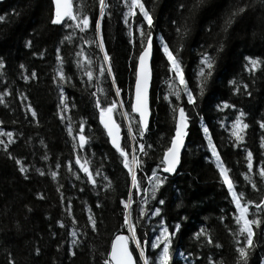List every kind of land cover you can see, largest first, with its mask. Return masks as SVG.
<instances>
[{
  "label": "trees",
  "instance_id": "16d2710c",
  "mask_svg": "<svg viewBox=\"0 0 264 264\" xmlns=\"http://www.w3.org/2000/svg\"><path fill=\"white\" fill-rule=\"evenodd\" d=\"M105 2L108 8L101 19V35L111 57L115 85L121 89V99L130 101L135 62L129 57L137 56L141 50L137 27L143 18L137 9V16L129 17L125 22L126 7L121 0ZM142 2L153 17L154 35L162 36L170 47L180 49L186 81L197 97L194 109L187 105L186 98L182 97L180 102L188 111L190 122L176 171L164 174L157 170L158 174L167 176L157 191V197L165 200V204L160 206L161 217L170 231L177 222L181 225L172 241V248L177 253L172 264H209V257L213 264H235V242L243 241L244 237L238 235L239 226L233 219L235 208L230 203L231 197L220 180L215 163L206 159L210 157V152L202 128H209L222 161L230 169L229 175L235 182L236 190L243 191L246 200L258 202L264 197V185H260L258 175L249 173L260 185L257 192L245 180L244 149L253 152L255 172V165L264 160L260 149L264 130L258 123L264 121V0ZM71 3L74 14L90 17L89 29L84 33L65 27L63 22L52 24L54 13L51 0H0V17H3L0 20V59L5 63V67L0 69V93L5 88L10 93L4 97L7 107L0 105V129L13 133L15 143L8 145V151L29 165V178L24 179L14 159H9L3 145H0V264H9L10 259L15 264H104L112 238L116 234L128 235L127 229L122 227L124 209L120 201L128 199L131 178L123 167V158L108 141L96 108L97 99L101 100L102 106L116 99L115 88L112 78L106 73L96 79L99 61L92 65L94 76L90 85L83 74L88 57L96 60L99 55V60H102L96 44L84 42L95 40L98 0H72ZM241 6L246 8L245 12L237 15L225 31V19ZM67 22L72 24L71 20ZM29 41L30 45L26 46ZM58 47L62 57L61 67L66 78H71L62 85L69 103L63 123L57 115L59 89L53 84L58 69L55 58ZM81 49L83 52L77 57ZM205 52L214 58L215 63L212 76L204 85L203 95H200L196 73ZM245 57L259 59V66L253 70ZM77 59L81 61L80 68L75 63ZM21 64L24 68L20 67ZM151 67V116L143 140L137 134L138 123L135 122L131 123V127L136 142L128 139L129 121L120 113L127 112L138 121L137 116L131 113L130 103H125L122 109L118 106L113 112L120 125L122 146L130 145L126 149L130 161L131 146L137 148V159L142 161L143 168V171H137V176L143 179L142 187H150L144 178L160 164L163 149L169 146L174 134L173 112L169 102L163 98L169 89L167 62L155 47ZM33 70L37 78L26 82L23 75L30 76ZM93 92L96 96H92ZM170 100L176 103L174 97L170 96ZM28 104L37 112L38 124L32 122L26 107ZM224 104L234 107H223ZM241 111L246 114L243 120L249 127L245 130L243 146L233 148L231 126ZM81 121L85 124L88 145L87 151L80 154L90 160L89 168L97 181L95 187L87 183V177L75 165L72 138L66 130L71 122L74 134L77 133ZM0 139L8 142L6 136H0ZM140 142L152 145L151 149L146 147V156L139 153ZM45 154L47 161L41 159ZM68 161L72 162L73 171L80 180L68 172L65 166ZM57 162L61 165L59 169L56 168ZM36 168L43 169L46 174L39 175ZM96 169H100L102 175H96ZM50 171L58 172L55 181ZM103 176L108 179H103ZM106 184L109 187H104ZM61 185L63 203L56 191ZM132 193L133 203L129 210L135 218L144 193L141 192V197L135 195V189ZM37 194L43 195L44 199L38 198ZM69 199L71 215L66 211ZM97 203L100 207H96ZM150 204L159 206L156 200H150ZM144 208L148 210L149 205H144ZM90 214L97 222L96 231L88 223ZM261 217L264 219V213ZM157 220V217L145 218L141 223L155 227ZM201 227L211 236L212 245L207 244L203 237L199 240L194 238ZM253 227L256 247L251 250L248 264H262L264 224L261 229ZM148 230L147 227L141 228L139 235ZM72 232L76 235H71ZM73 240L76 244L72 245L74 255H71L68 250ZM129 246L131 251L135 249L131 242ZM37 248L38 255L35 253ZM150 251V246L146 247V254ZM181 252L184 255L178 254ZM133 255L135 260L139 259L137 252L133 251Z\"/></svg>",
  "mask_w": 264,
  "mask_h": 264
},
{
  "label": "snow or ice",
  "instance_id": "6c2138e0",
  "mask_svg": "<svg viewBox=\"0 0 264 264\" xmlns=\"http://www.w3.org/2000/svg\"><path fill=\"white\" fill-rule=\"evenodd\" d=\"M54 5V14L51 19V23L54 25H59L62 22L65 27H73L75 29H79L81 33L86 32L90 26V17L88 15H79L74 14L72 10L71 0H52ZM121 3L127 8V11L124 13L125 22L128 21L129 17H136L137 12L139 10V16L142 17L141 24L137 27V32L139 36L137 37L140 51L138 56L129 57L130 60H134L135 62V82H134V94L132 95L130 101H124L121 99V89L117 88L115 85V77L113 75V70L111 67V57L109 53L105 49V44L103 37L101 35V19L105 15V11L108 8L105 0H98L99 5V17L95 19V40L89 42L84 41L85 43H93L96 44V47L99 50V54H102V60H99V55L97 59L94 60L92 57L87 58V68L84 69L83 74L87 76L89 85L93 80V70L92 65L98 62V73L96 79L99 80V77L107 74V77L112 78V86L115 88V96L116 99L110 103H107L105 106L101 105V100H96V108L99 110V123L103 126V129L106 132L108 141L110 142L112 148L115 149V152L119 154V157L123 158L122 163L123 167L128 170V175L131 178V185L128 190V199H121L120 203L123 205L124 214H123V225L122 227L127 229L128 235H117L111 244V251L107 254L108 259L104 261V264H172L174 255L177 254L176 251L172 248L173 238L176 236L177 232L180 230V223L177 222L172 226V230H169V226L166 225L164 219L161 217L162 208L160 206L165 204L164 199H160L157 197V191L160 187L165 183L167 176H162L158 174V171L164 174H173L180 160V152L185 143V137L187 135V130L189 128L190 116L188 115V111L182 104L180 103L182 97L186 98L187 105L191 106L193 109L196 107V99L193 91L189 88L188 83L186 81L184 70H183V61L180 56L179 48H172L165 41L162 36L154 35L152 29L153 25V17L148 10H146L144 3L142 0H121ZM183 7V5H181ZM246 8L244 6L235 8L225 19L224 30H227V27L232 23V20L239 14L244 13ZM67 18V20H66ZM3 17H0L2 20ZM68 20L72 21V24H68ZM146 24L147 27L144 28L143 25ZM184 33H187V28L184 29ZM131 36V31H130ZM178 36L181 35L179 29H177ZM83 39V37H81ZM98 41V43H97ZM132 43V41H129ZM30 41L28 45H30ZM135 48V45H133ZM154 47L162 54V57L167 62V71L169 73V89L168 94L164 95V100L169 102V106L173 112L174 119V134L170 138L169 146L165 147L162 152V157H160V164L157 165L156 168L152 169L151 174L146 176L144 179L148 181L150 187H142L143 179L138 178L137 171H143L142 161L137 159V148L135 146H131V161L129 160V152L126 150L130 145L125 144L122 146L121 144V132L120 125L113 118L114 110L122 109L125 103H130L131 113L138 114V121H135V118L132 117L127 112H121L120 114L124 116L126 121H129L128 125V139L130 141L136 142V136L133 135V128L131 127V123H138V136L141 141L143 140L145 132L148 130L149 125V82L151 78V58L153 56ZM218 50V49H217ZM83 49L80 52H77V57L81 56ZM35 55V53H34ZM56 61L58 64V69L56 72V77H53V84L59 89V104L57 105V115L61 122L63 123L65 119V113L68 111L69 103L68 99L65 95V90L62 85L65 83L66 79L70 80V77L65 76L64 71L61 67L62 65V57L60 54V48L56 49ZM248 61V64L252 66V69L255 70L256 67L259 66V59H254L250 57H245ZM76 65L78 68L82 67L81 61L79 59L76 60ZM214 58L210 56L207 52H205L201 59L199 71L196 73L197 79V89L200 95L204 93V85L206 84L209 77L212 76V71L214 67ZM5 67V63L3 59H0V69ZM21 68H24V65H20ZM247 67V66H246ZM57 77L59 78L57 80ZM26 82L31 79H36L37 74L35 70L31 72V75H23L22 77ZM83 83V81H82ZM229 83H233L229 81ZM247 85H245V89ZM9 90L5 88L2 93H0V105L7 104L5 102L4 97L9 95ZM92 96H96V93L93 92ZM170 96L175 98L176 103L173 104L170 100ZM27 99V97H23ZM75 105H73L74 107ZM27 111L31 114L32 122L38 124L37 112L28 104ZM218 107H220L218 105ZM223 107H234L233 105L224 104ZM246 114L244 112H239L234 122L232 123V131L231 136L234 137L231 146L233 148H237L243 146L244 142V134L245 130L249 127L247 123L244 122L243 117ZM2 123V121H0ZM260 129L264 130V121L258 122ZM67 134L72 138V151L75 156V165L78 166L79 172H82L87 177V183L93 185L94 187L97 185V181L95 180L92 171H90L89 163L90 160L84 158L80 153H84L87 151L88 138L85 136V124L83 121L79 123V131L74 134L73 126L70 122L67 125ZM202 131L204 133V137L207 141V149L210 152V157H206V159H211L215 163V167L219 172L220 180L222 181L223 186L227 190L228 196L231 197L230 203L235 208V213L233 214V219L239 226L238 235L244 237L243 241L236 240L235 244V264H248V258L251 254V250L256 247L254 243V227L256 229H261V225L264 224V219L261 217V213H264V197H261L259 201L246 200L245 194L243 191H237L235 182L232 177L229 175L230 169L225 166V163L221 159V155L217 150V146L213 143L212 136L209 133L208 127H203ZM0 136L7 137V143L3 139H0V145H3L4 151L8 155L9 159H14L15 164L18 166V171L24 177V179H28L29 165L24 163L21 158H15L8 151V145L15 143L13 139L12 132H4L0 129ZM78 141V143H77ZM43 143V142H41ZM147 149H151L152 145L148 144L147 146L140 142L138 144L139 153L143 155H147ZM260 149L261 156H264V135L260 138ZM79 150V151H78ZM246 156V167L247 173L244 174L245 180L251 185L252 190L259 192L260 185H264V160H261L259 164L255 165L256 171L253 172L254 164H253V152L244 149ZM42 160L47 161V154L41 157ZM66 168L72 177L80 180L79 175L73 171V165L71 161L66 163ZM34 167V165L32 166ZM61 167L60 163L57 162L56 168L59 169ZM35 171L44 176L46 173L41 168H36ZM258 175L260 178V185L256 183L252 179V175ZM51 178L55 181L58 176L57 171H50ZM96 175H102L100 169H96ZM103 179L107 180V176H103ZM71 183V181H69ZM83 183V181H81ZM75 187V185H72ZM61 187L63 185L57 187L56 191L61 196V203H63L64 194L61 192ZM104 187H109L108 184L104 185ZM132 189H135V195L137 197H141V192L144 193V196L139 201L138 207V215L133 218L132 213L129 210L130 205L133 203L132 199ZM83 190V189H81ZM38 198L44 199L43 195L37 194ZM150 200H156L157 205L153 206L150 204ZM149 205L148 210L144 208V205ZM250 206L252 210L250 211ZM96 207H100V204L97 203ZM66 211L71 215V200L69 199L68 205L66 207ZM91 212V210H89ZM252 216L250 219L249 216ZM152 217H157L158 220L156 222L155 227H150L141 223V221L145 218L151 219ZM221 221H223L224 217H220ZM57 223H60L59 221ZM75 223V221H73ZM88 223L92 226V230H97V222L93 215H89ZM63 227V224H60ZM147 227L149 230L145 231L143 235H139L140 229ZM149 232L151 233V237L149 236ZM71 235L75 236L76 232H72ZM203 237L207 244L212 245L213 240L210 235H208L207 230L201 227L197 233L194 234L195 239H200ZM135 245V249L133 251L138 253V260H134L133 251L129 250V243ZM76 241L73 240L71 245L69 246V254L74 255L71 248L72 245H75ZM152 251L146 254V247H149ZM216 247H220V245H216ZM35 253L39 254V248L35 249ZM180 255H184L182 252L178 253ZM188 255H191L189 253ZM9 264H15L13 260H9ZM209 264H213V260L209 257ZM262 264H264V259H262Z\"/></svg>",
  "mask_w": 264,
  "mask_h": 264
},
{
  "label": "water",
  "instance_id": "95a60500",
  "mask_svg": "<svg viewBox=\"0 0 264 264\" xmlns=\"http://www.w3.org/2000/svg\"><path fill=\"white\" fill-rule=\"evenodd\" d=\"M52 1V0H51ZM72 1V0H71ZM53 4V3H52ZM53 13H54V5H53ZM139 54V53H138ZM138 56V55H137ZM151 64H152V58H151V62H150ZM151 69H152V67H151ZM134 82H135V78H134ZM151 82H152V72H151V78H150V82H149V92H148V97H149V109H150V87H151ZM134 94V83H133V90H132V95ZM136 116H137V118L139 119V117H138V114H135ZM150 116H151V109H150V115H149V119H150ZM114 118V117H113ZM103 127V126H102ZM184 146V145H183ZM182 150H183V147H182V149H181V152H180V158H181V153H182ZM179 162H180V160H179ZM178 166V165H177ZM117 235H124V234H116L113 238H112V240H111V243H110V247H109V252L111 251V244H112V241L115 239V237L117 236ZM129 250L131 251V249H130V246H129ZM133 258H134V260H135V257H134V255H133Z\"/></svg>",
  "mask_w": 264,
  "mask_h": 264
},
{
  "label": "rangeland",
  "instance_id": "374dc122",
  "mask_svg": "<svg viewBox=\"0 0 264 264\" xmlns=\"http://www.w3.org/2000/svg\"><path fill=\"white\" fill-rule=\"evenodd\" d=\"M127 11V8H126V10H125V12Z\"/></svg>",
  "mask_w": 264,
  "mask_h": 264
}]
</instances>
